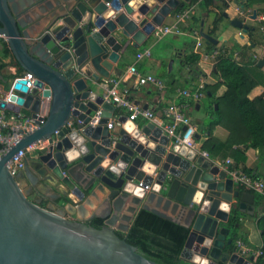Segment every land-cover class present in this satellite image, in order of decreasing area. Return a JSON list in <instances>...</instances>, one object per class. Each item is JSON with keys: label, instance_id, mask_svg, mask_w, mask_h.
I'll return each instance as SVG.
<instances>
[{"label": "water", "instance_id": "obj_1", "mask_svg": "<svg viewBox=\"0 0 264 264\" xmlns=\"http://www.w3.org/2000/svg\"><path fill=\"white\" fill-rule=\"evenodd\" d=\"M130 1L0 0V51L7 46L15 63L10 79L0 74V109L25 110L38 124L0 155V264H159L118 236L140 210L189 229L186 262L255 264L227 239L231 210L252 214L254 195L195 150L174 146L154 123L134 129L93 89L110 78L121 35L138 48L146 17L153 31L179 5L156 0L135 11ZM230 25L247 29L237 19ZM114 117L118 133L107 127ZM41 140L12 174L13 157Z\"/></svg>", "mask_w": 264, "mask_h": 264}, {"label": "crops", "instance_id": "obj_2", "mask_svg": "<svg viewBox=\"0 0 264 264\" xmlns=\"http://www.w3.org/2000/svg\"><path fill=\"white\" fill-rule=\"evenodd\" d=\"M178 1L177 9H191L189 17L177 20L175 17L176 9L173 12L174 14L167 16L163 25L159 27L172 26L176 23L180 32L156 36L153 33L154 30H149L152 17L149 14L146 17L148 21V24H146L148 26L147 32L143 35L138 48L131 46V43L127 40L128 38L126 39L123 35L120 36L125 41L119 52V59L113 65L110 78L119 79V87L130 90V97L134 103L137 102L142 108L147 106L151 109L157 118V125L164 122L162 112L168 104H184L185 114L190 118L195 128V134L198 135L197 138H194L195 151L198 155L202 152L208 154V159L212 163V170L215 173L220 171V174H226L227 166L225 162L227 160L234 162L230 151L240 149L246 158L244 166L256 172V175L264 180V154L260 159L258 149L246 147L243 143L233 145L231 150L226 149L225 143L229 136L228 130L221 125L214 126L211 131L208 129L207 125L210 116L206 108L208 99L204 98V94L199 99H192L181 94L182 91H188L193 94L198 91L200 85L214 86L217 83L218 80L214 75L215 57L212 58L211 55L206 56V54H209L214 49H223L225 51L223 54H226L227 57L229 56L248 70V79L253 83L248 92V98L253 100L261 97L263 99L262 114L264 115V33L258 29L259 18L264 13V0H251L249 5H246L248 3L247 0H212L209 6L204 4V0H196V2L192 0ZM141 3L152 6L159 2L156 0H131L128 5L136 11ZM233 19L241 21L242 25L246 26L247 29L251 28V31L248 32L247 29L243 31L232 27L230 21ZM201 33L211 36L216 43L207 44ZM197 39L202 42L200 48L196 47ZM144 50H149L150 56L136 59V54ZM190 52L200 56L197 68L201 75L195 79L191 70L183 64V59ZM253 57H256V60ZM0 65H3L0 74L4 77L11 76V73L15 71V63L11 59L0 61ZM131 65L136 67L137 72L142 77L151 75L160 79L164 85L163 90L159 91L153 84L146 82L139 84L136 77L128 71ZM253 75H261V82L254 84ZM104 80L100 81L98 87L93 89L102 93L100 85ZM224 91V86L216 89V97L221 96ZM214 108L215 110L217 109V104H214ZM222 110L224 113L222 121L230 122L227 114L228 109L223 106ZM21 112L26 113L25 110H21ZM114 118L110 119V121L114 120ZM147 123L145 119L138 118L135 120L133 127L137 129ZM120 129L121 127H115L113 132L118 133ZM136 131L135 133H137ZM208 137L215 139L216 145L210 151H205L202 149V144ZM252 208V214L236 212L239 218L236 226L238 227L236 233L238 238L236 241H241L249 251L255 252L262 246V230L258 225L264 212L259 216H255L256 208L254 202ZM261 208L262 206L259 208L260 211ZM88 210L90 213V209ZM231 236H233L232 229L227 239ZM255 261L256 258L253 261L256 264Z\"/></svg>", "mask_w": 264, "mask_h": 264}, {"label": "trees", "instance_id": "obj_3", "mask_svg": "<svg viewBox=\"0 0 264 264\" xmlns=\"http://www.w3.org/2000/svg\"><path fill=\"white\" fill-rule=\"evenodd\" d=\"M196 2V0H192ZM212 0H204V4L209 6ZM251 0H247L249 5ZM254 1V0H252ZM183 8L177 9L175 13L181 12ZM248 32L251 28L247 29ZM211 48V47H210ZM249 49V48H248ZM10 56L9 49L4 46L0 51V61H4ZM200 59L199 54L190 52L183 59L185 67L189 68L193 74V78L201 75L197 68V63ZM3 65H0V70ZM214 75L217 78V83L214 86H203L202 92L204 98L208 99L206 106L210 120L208 129L217 125L223 126L229 132L226 140V149L231 150L233 145L244 144L246 147H251L259 150L260 159L264 154V115L262 114L261 97L253 100L248 98L253 83L248 79L247 69L242 67L236 61L232 60L226 54H219L215 57ZM261 75H253L254 84L261 82ZM12 76H6L10 79ZM224 86L225 91L219 97H216L215 90ZM130 92V90H129ZM131 99V97L129 96ZM191 103V101H190ZM214 104H217L215 110ZM228 109V117L230 122H223L224 113L222 107ZM216 145V140L208 137L202 144V149L210 151ZM234 162L229 166L232 170H240L250 177L257 178L256 172L244 166L245 156L240 149L230 151ZM263 159V158H262ZM240 191H245L242 187H238ZM254 195V205L256 208L255 216H259L264 212V195L252 192ZM68 200H66L67 202ZM262 206L261 211L259 210ZM239 218L236 215V210L232 209L229 219V226L233 231L234 240L238 238L237 224ZM96 228L102 226V221L94 219L91 222ZM259 228L262 230V246L260 248L261 255L256 257V264H263L264 261V214L260 217ZM189 234V229L176 224L174 222L163 219L149 211L140 210L126 233H118V236L124 238L127 243L138 249V252L148 259H151L159 264H191L184 261L180 255L184 248V244Z\"/></svg>", "mask_w": 264, "mask_h": 264}, {"label": "built area", "instance_id": "obj_4", "mask_svg": "<svg viewBox=\"0 0 264 264\" xmlns=\"http://www.w3.org/2000/svg\"><path fill=\"white\" fill-rule=\"evenodd\" d=\"M200 1V0H198ZM191 9L183 10L175 14L177 20L186 19L189 17ZM258 29L260 32L264 33V13L259 18ZM180 32L178 25L175 23L172 26H162L154 29L153 33L156 36L167 35L169 33H178ZM0 38L3 36L0 34ZM202 42L197 39L196 47H201ZM225 51L223 49H214L206 54V56L216 57L219 54H223ZM149 57V50H144L136 54V59H141L142 57ZM256 60V57H253ZM128 71L131 75L135 76L138 83L142 84L144 82L153 84L156 89L163 90V82L151 75L141 76L134 65H131L128 68ZM30 81L32 80L31 76L28 75ZM27 86L31 88V83H27ZM120 80L116 78H107L105 79L100 87L102 89V99L104 103L114 104V108L119 110V116H126L127 121L135 122L138 118H143L147 122L154 123L159 127L162 132L172 141L174 146H185L189 150H195L196 144L194 141L195 128L192 125L190 118L185 114V105L184 104H168L162 112V119L164 122L158 123L157 118L154 112L149 108H142L135 105L134 101L129 98L130 92L128 89H121ZM203 85H200L196 93H190L188 91H182L181 94L189 98L199 99L203 97ZM101 111L98 110L92 116L89 124L91 126H96L100 119ZM117 117V116H116ZM121 123L117 118L114 120H109L107 127L110 131H113L115 127H121ZM38 127L37 119L33 118L27 113H14L6 110L0 109V155L5 153L11 146L19 142L22 137L21 131L31 132ZM183 127H186V130H183ZM181 128V130H180ZM45 144V141L41 140L34 144L29 145L24 151H20L16 154L12 161L8 163V168L12 174L17 173V171L23 169L24 167V157L28 153H32L39 149ZM205 158H208L206 152H202ZM227 176L232 180L234 187H242L247 192H256L264 195V180L257 177H250L240 170H232L229 166L232 164L231 161L227 160L225 162ZM236 244L242 248L243 252L253 255L254 258L260 256L261 250L258 249L255 252L249 251L241 241H236ZM191 264H199L197 262H192ZM264 264V261H263Z\"/></svg>", "mask_w": 264, "mask_h": 264}, {"label": "clouds", "instance_id": "obj_5", "mask_svg": "<svg viewBox=\"0 0 264 264\" xmlns=\"http://www.w3.org/2000/svg\"><path fill=\"white\" fill-rule=\"evenodd\" d=\"M202 264H207V262L206 261H203Z\"/></svg>", "mask_w": 264, "mask_h": 264}, {"label": "flooded vegetation", "instance_id": "obj_6", "mask_svg": "<svg viewBox=\"0 0 264 264\" xmlns=\"http://www.w3.org/2000/svg\"><path fill=\"white\" fill-rule=\"evenodd\" d=\"M44 204H45V202L42 205H44Z\"/></svg>", "mask_w": 264, "mask_h": 264}, {"label": "bare ground", "instance_id": "obj_7", "mask_svg": "<svg viewBox=\"0 0 264 264\" xmlns=\"http://www.w3.org/2000/svg\"><path fill=\"white\" fill-rule=\"evenodd\" d=\"M168 37V36H167Z\"/></svg>", "mask_w": 264, "mask_h": 264}]
</instances>
